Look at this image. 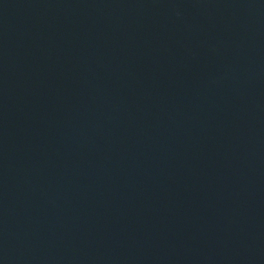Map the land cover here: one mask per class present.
<instances>
[{
  "label": "water",
  "instance_id": "1",
  "mask_svg": "<svg viewBox=\"0 0 264 264\" xmlns=\"http://www.w3.org/2000/svg\"><path fill=\"white\" fill-rule=\"evenodd\" d=\"M0 264H264V0H0Z\"/></svg>",
  "mask_w": 264,
  "mask_h": 264
}]
</instances>
